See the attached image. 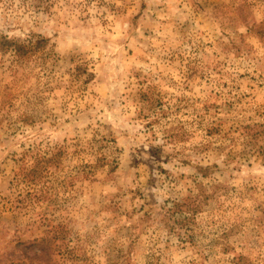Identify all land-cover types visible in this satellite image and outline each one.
<instances>
[{
	"label": "rangeland",
	"instance_id": "1",
	"mask_svg": "<svg viewBox=\"0 0 264 264\" xmlns=\"http://www.w3.org/2000/svg\"><path fill=\"white\" fill-rule=\"evenodd\" d=\"M0 264H264V0H0Z\"/></svg>",
	"mask_w": 264,
	"mask_h": 264
},
{
	"label": "trees",
	"instance_id": "2",
	"mask_svg": "<svg viewBox=\"0 0 264 264\" xmlns=\"http://www.w3.org/2000/svg\"><path fill=\"white\" fill-rule=\"evenodd\" d=\"M47 47V40L42 37H29L26 42L16 41L7 35H0V51H14L18 60L30 58L36 52H39Z\"/></svg>",
	"mask_w": 264,
	"mask_h": 264
}]
</instances>
